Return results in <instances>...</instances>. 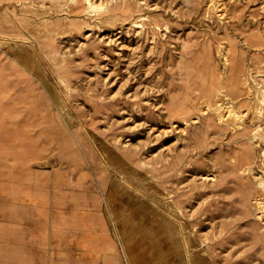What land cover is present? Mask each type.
Returning <instances> with one entry per match:
<instances>
[{
  "label": "rangeland",
  "instance_id": "rangeland-1",
  "mask_svg": "<svg viewBox=\"0 0 264 264\" xmlns=\"http://www.w3.org/2000/svg\"><path fill=\"white\" fill-rule=\"evenodd\" d=\"M8 1L10 5L0 4V17L7 16L6 8L13 5L8 13L19 23L20 17L28 16L33 27L45 29L47 40L54 36L53 27L61 30L56 37L70 66L63 82L68 137L62 148L70 145L78 151L75 156L61 155L58 139L52 146V158L47 160L42 150L46 158L31 163L30 150L25 147L28 141L21 145L0 140V264H168L170 246L185 241L179 235L183 219L179 209L185 204L191 211L198 205L207 214L204 236L212 235V221L223 217L213 204L202 203L210 199L211 191L194 189L184 196L177 170L165 169L158 159L162 151L174 159L184 143L178 140L175 122L164 113L173 76L168 54L160 51L166 38L158 44L151 42V28L132 18L128 22L107 20L104 12L114 5L111 2L86 15V0L75 5L69 0ZM202 1L191 8L183 0H147L151 7L145 11L150 15L181 21L170 33L171 50L177 56L178 41L187 39L191 29L216 35L220 19L229 18L227 4L232 0H216L207 15L209 0ZM235 1L249 28L258 15L263 28L264 0ZM180 13L184 14L181 18ZM66 17H75L76 27L63 20ZM81 41L87 45H80ZM261 50L252 47L248 57ZM115 138L120 141L115 143ZM48 169L54 170L55 184L49 190L54 192L55 204H37L35 198L42 191L32 188L31 172ZM40 188L47 194V188ZM138 208L141 213H130ZM244 222L240 220L241 225ZM180 249L173 251L174 264H181Z\"/></svg>",
  "mask_w": 264,
  "mask_h": 264
},
{
  "label": "bare ground",
  "instance_id": "bare-ground-1",
  "mask_svg": "<svg viewBox=\"0 0 264 264\" xmlns=\"http://www.w3.org/2000/svg\"><path fill=\"white\" fill-rule=\"evenodd\" d=\"M69 1L75 5L80 0ZM183 1L191 8L203 3L202 0ZM232 1L227 4L229 18L222 17L217 25L220 32L212 35L198 28L191 29L186 33L187 39L178 41V56L171 50L170 33L181 21L179 18L171 21L150 15L145 11L151 7L147 0H101L100 3L86 0L85 13L92 14L95 8H101L108 2L114 3L111 7L106 5L109 7L104 12V15L108 13L107 20L128 22L130 18L135 19L132 21L151 28V42L158 44L163 38L169 42L160 44V51L168 54V67L173 68L164 113L172 124L175 122L174 127L180 133L178 140L180 144L184 143L176 159L169 158L170 152L167 151H162L158 159L165 169L177 170L184 196L194 189L211 191L208 197H214V200L206 199L202 203L208 204V207L213 204L214 209L221 212L218 216L223 217L219 221L212 218L211 227L216 231L215 236L223 241L232 238L236 241L238 237L246 239L249 243L246 256L251 255L256 264L264 261V25L262 28V17L258 15L253 27L249 28V21L242 19L238 2ZM215 3L216 0H209L205 15ZM262 9L260 13L264 18V4ZM181 15L184 14H178L180 18ZM74 18L63 20L76 27L77 20L74 22ZM144 32L147 33L146 30ZM90 34L85 37H90ZM79 44L87 45L85 41ZM252 47L262 50L251 58L248 52ZM159 136V133L155 134V137ZM113 140L117 143L120 138ZM77 151L70 145L59 149L61 155L69 156H75ZM144 164L146 166L147 160ZM185 201L188 202L187 199ZM187 206L185 204L179 209L183 219L178 226L185 241L178 246H170L166 253L167 263L174 264L173 251L180 247L181 264H210L211 254L201 247L199 206L194 205L192 211ZM138 212L141 213L142 208L130 213L135 215ZM241 219L245 220L244 226L240 224ZM203 240L208 239L204 237Z\"/></svg>",
  "mask_w": 264,
  "mask_h": 264
},
{
  "label": "crops",
  "instance_id": "crops-1",
  "mask_svg": "<svg viewBox=\"0 0 264 264\" xmlns=\"http://www.w3.org/2000/svg\"><path fill=\"white\" fill-rule=\"evenodd\" d=\"M7 2L9 1L0 0V4L4 3L5 6L10 5ZM9 7L6 8L7 16L0 17V140L12 141L14 144L18 142L21 145L28 141L29 144L25 147L30 150L31 163L41 160L44 156L41 155L42 150L49 156L48 160L53 157L52 146L57 144L58 139L62 141V147L68 137L63 82L70 66L64 62L62 42L56 37L61 30L57 31L53 27V39L50 37L47 40L45 29L33 27L28 16L27 19L20 17V23H15L12 12L8 13ZM53 171L48 169L31 172L30 180L35 181L32 188L42 191L35 198L37 204H55L54 192L51 194L49 190V186L54 187L55 184ZM40 187L47 188V194ZM205 217L207 214L200 211L198 223L201 247L211 254L210 264H254L251 255L246 256L248 249L242 250V247L249 245L246 239L238 237L236 241L233 238L223 241L215 236L214 230L212 235L204 236L202 224L203 221L206 222ZM204 237L208 240L204 241ZM166 238L162 241L165 249Z\"/></svg>",
  "mask_w": 264,
  "mask_h": 264
}]
</instances>
